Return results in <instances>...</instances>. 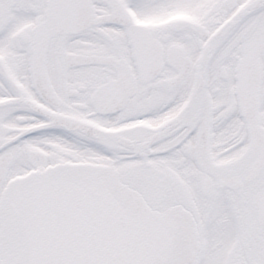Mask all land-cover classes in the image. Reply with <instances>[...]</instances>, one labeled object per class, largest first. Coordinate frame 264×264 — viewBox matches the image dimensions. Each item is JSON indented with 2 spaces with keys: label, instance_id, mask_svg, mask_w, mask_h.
Returning a JSON list of instances; mask_svg holds the SVG:
<instances>
[{
  "label": "snow or ice",
  "instance_id": "obj_1",
  "mask_svg": "<svg viewBox=\"0 0 264 264\" xmlns=\"http://www.w3.org/2000/svg\"><path fill=\"white\" fill-rule=\"evenodd\" d=\"M0 264H264V0H0Z\"/></svg>",
  "mask_w": 264,
  "mask_h": 264
}]
</instances>
